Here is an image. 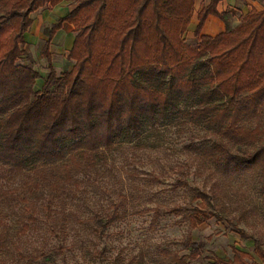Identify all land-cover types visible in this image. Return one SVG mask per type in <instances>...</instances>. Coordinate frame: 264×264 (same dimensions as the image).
I'll list each match as a JSON object with an SVG mask.
<instances>
[{
  "label": "trees",
  "instance_id": "16d2710c",
  "mask_svg": "<svg viewBox=\"0 0 264 264\" xmlns=\"http://www.w3.org/2000/svg\"><path fill=\"white\" fill-rule=\"evenodd\" d=\"M219 1L198 13L191 45L184 34L194 0H0V179L13 182L0 187V264H59L75 244L47 246L52 236L71 232L83 243L82 235L99 238L127 215L145 214L152 229L162 217H179L185 236L140 248L126 260L117 256L114 264L210 259L207 241L192 239L210 218L251 240L264 262V11H250L214 37L200 35L208 15L225 19L216 11ZM62 2L72 8L44 29L40 55L48 75L35 90L39 73L17 63L30 15ZM64 23L74 28L66 56L73 65L58 75L50 45ZM171 127L188 133L183 162L171 168V188L186 189L194 206L139 208L135 191L119 193L89 217L81 205L69 207L111 172L115 151L126 155L127 145L140 158L135 152ZM189 176L199 179L196 187ZM147 181L162 183L154 173ZM39 240L44 244L35 246ZM230 250L231 258L213 255L212 263L257 264L250 253ZM94 253L102 257L104 250Z\"/></svg>",
  "mask_w": 264,
  "mask_h": 264
},
{
  "label": "rangeland",
  "instance_id": "374dc122",
  "mask_svg": "<svg viewBox=\"0 0 264 264\" xmlns=\"http://www.w3.org/2000/svg\"><path fill=\"white\" fill-rule=\"evenodd\" d=\"M61 12L63 13V10ZM61 12H54V9L46 7L36 11L34 14L32 13L33 25L29 28L27 34L24 35L26 42L24 54L19 57L17 63L31 67L39 73L40 78L36 80L35 90L43 86L48 75L47 63L40 55L46 40L44 29L49 28L61 15ZM62 31L65 34L67 33L65 28ZM69 40L63 49H58L57 43L53 40L51 41L52 63L58 75L69 71L73 65V62L66 58L70 47ZM186 41L188 44H195V40ZM187 142L188 133L180 136L175 131V128L171 127L163 129L156 140L150 138L142 150H137L135 154H139L140 158L133 157L134 155L127 149V145L125 146L126 155L115 151L109 159V163L112 166L111 172L106 173L100 179L97 187H86V192L81 194L83 200H76V202L69 204V207L77 209L79 207H76V204H79L81 205L80 210L83 212V216L89 217L94 211L103 210V207L109 206L119 193H135V191L140 195L135 205L139 208L151 207L157 203L171 204L174 201L180 204H187L188 207L194 206V204L187 203L190 193L186 189L173 190L171 188L176 176L171 168L182 164L184 155L181 154V147ZM125 158H129V160L126 162ZM127 170H131L136 174L137 178L135 180L128 178L125 173ZM153 173L161 179L162 183H147V179ZM188 180L191 187H196L199 184L198 178L194 179L189 176ZM12 184L13 182L8 181L6 178L0 179V187L4 188V186H12ZM144 184L145 187L143 186L142 190L139 191L134 190L132 187ZM104 189L110 191L111 195L104 193ZM128 206L130 207V205H127V210L129 209ZM150 219V214L142 216L127 215L124 219L109 226L102 237L82 235L83 243H80L79 239L70 232L65 239L52 236L45 243L48 244L47 246H57L61 243L67 246L75 244L72 250H66L59 257V264H114V259L117 256L126 260L125 258L136 254L140 248L152 247L166 240L181 241L185 236L187 225L179 217H162L154 229L150 227ZM240 228H244V225L241 224ZM192 239L194 241H207L204 256L210 259L201 257L190 264H213L211 259L213 255L227 260L232 256L231 246L250 253L257 264H264L254 255L253 242L251 240L241 239L237 233L232 231L231 227L224 223L216 222L213 218L199 225L192 232ZM34 243L35 246L44 244L41 240ZM176 249H181V247L178 246ZM100 250H104V255L102 257H94V252ZM184 253L186 252L183 251L181 254Z\"/></svg>",
  "mask_w": 264,
  "mask_h": 264
},
{
  "label": "crops",
  "instance_id": "0c3cea01",
  "mask_svg": "<svg viewBox=\"0 0 264 264\" xmlns=\"http://www.w3.org/2000/svg\"><path fill=\"white\" fill-rule=\"evenodd\" d=\"M210 1L211 0H194L193 13L190 19V24L184 34L186 40H190V41L195 40L194 30L198 24V18H197L198 13L201 11V9L206 7L210 3ZM46 7L54 9V12L56 11L61 12L63 10V13L61 12V15L58 16L59 19L61 17H64L70 11L72 5L69 2H62L54 7L47 5L44 8ZM216 11L219 14H225V19L222 20L218 16L208 15L202 26L200 35L214 37L220 33L225 32L227 30L228 25L229 26L232 25L230 26V28L235 27L238 24L240 17L246 15L250 11H256V12L264 11V0H220L216 5ZM56 21L54 23H56ZM32 25H33V21H32ZM64 28L67 29L66 34L62 31ZM27 32L25 34H27ZM74 36L75 33L73 26L64 23L62 28L55 33L52 40L57 43V47H59L58 49L60 48L63 49L66 46L68 40L70 39L69 40L70 42L69 50H70L74 40Z\"/></svg>",
  "mask_w": 264,
  "mask_h": 264
}]
</instances>
